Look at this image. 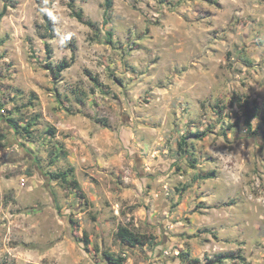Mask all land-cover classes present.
<instances>
[{
    "label": "rangeland",
    "instance_id": "obj_1",
    "mask_svg": "<svg viewBox=\"0 0 264 264\" xmlns=\"http://www.w3.org/2000/svg\"><path fill=\"white\" fill-rule=\"evenodd\" d=\"M73 1L0 0V264H264V0Z\"/></svg>",
    "mask_w": 264,
    "mask_h": 264
},
{
    "label": "trees",
    "instance_id": "obj_2",
    "mask_svg": "<svg viewBox=\"0 0 264 264\" xmlns=\"http://www.w3.org/2000/svg\"><path fill=\"white\" fill-rule=\"evenodd\" d=\"M70 7L73 9V13H74V16L84 22V23H87L88 25L90 26H94V23L92 21H88L85 19V16H84V11L83 9H76L75 8V5H74V1L73 0H70ZM111 4V1L108 0V5L110 6ZM109 6L107 7L106 11H105V17H107V14H108V10H109ZM7 5H5L3 7V9L0 11V24L3 20V18L6 16L7 14ZM105 22H107V18L105 19ZM109 41L111 42L112 41V33L109 31ZM48 52H49V55L51 54V49H49V46H48ZM72 65V61H69L67 59L61 61L60 63H58L56 65V68L54 69L55 71V74H60L61 72H63L64 70L68 69L70 66ZM47 67L48 68H53V65L51 62L47 63ZM53 70V69H52ZM240 103V107L242 109V112H243V115H244V123L245 125L247 126V129L249 131L252 132V129H253V120L255 118H261L262 120V123L264 125V111L261 110V106L258 104V103H253V101H250L249 99H241L239 101ZM264 133V131H263ZM205 135V132H202L201 135H198L199 138L203 137ZM187 137H183L181 143H180V146L181 148L186 151L185 147L187 146ZM70 174L67 173V172H62V173H52L51 174V177L52 178H64V179H67L68 176ZM210 177V175H206L204 176V178H208ZM77 186H79L78 183H76ZM117 237L123 241V242H127L133 246L135 245H145L149 242L152 241V239H149L148 236L144 235V234H138L132 230H130L129 228L125 227V226H121L119 227L118 231H117ZM104 256L105 258L108 259V261L111 263V264H125L124 261H123V257L121 256H118L112 252H108L106 251L104 253Z\"/></svg>",
    "mask_w": 264,
    "mask_h": 264
}]
</instances>
